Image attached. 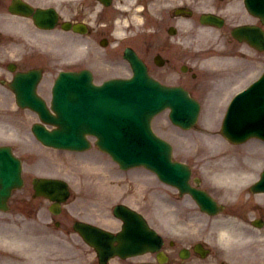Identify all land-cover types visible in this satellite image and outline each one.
I'll return each mask as SVG.
<instances>
[{
  "label": "rangeland",
  "instance_id": "obj_1",
  "mask_svg": "<svg viewBox=\"0 0 264 264\" xmlns=\"http://www.w3.org/2000/svg\"><path fill=\"white\" fill-rule=\"evenodd\" d=\"M129 40L131 41V39H129ZM99 45L100 44L98 43L97 46L99 47ZM14 53H17V52H14ZM99 60L102 61V58L99 59ZM119 62H121L120 59L118 60V64H119ZM58 63H61V62H58ZM61 66H62V64H61ZM260 66L261 65H258V67L253 66L252 71H251V76L255 75L258 72ZM121 67L122 68H120L118 66L116 68V70H119V69L123 70L124 69L123 66H121ZM114 69L115 68L111 67L109 69V71L110 70H114ZM109 71H107V72H109ZM123 71L124 72H128V70H126V69H124ZM159 72L162 75V77L164 79H166V81H168L170 83L184 82L190 88H192V90H195L197 93L201 92L202 97L205 99V95H204V92H202L203 90H201L202 87H201V84H200L202 79L197 81L198 78L197 79H192V78L186 79L185 76H183L182 78H176V77H178L177 75H173V77L175 76L174 78L172 76L169 77L168 75H169L170 71L167 68L165 70H163V71L160 70ZM164 76H167V77H164ZM51 80H53V77L52 76H48V78L45 79L44 84L42 86V92L46 96H47V93H48L47 92L48 85L51 82ZM193 80H195V81H193ZM194 82H197V83H194ZM238 85H240V84H235V85L229 86V87L233 88V87H236ZM231 88H229L228 92L225 93V95L219 96L220 97V98H218V100L220 99V102L218 103L219 104V109H218V107L213 109L212 110V114H211L214 118H216V120L213 119L212 125L217 123V121H218V119L220 117V114H221V112L223 110L222 107L224 105L225 99L228 97V93H229ZM207 113H209V112H206L204 110L202 116L204 115V117H205L207 115ZM204 117L202 118V120L204 119ZM35 119H36V116H32L31 113L28 112L27 113L26 122H24V126H21L20 123H18V122H17V124L15 123V118L13 116L12 117V124H9V125H12L11 127H14L15 125H17L18 128L13 129L14 131H10L8 129H6V131L12 132V133H18V134L22 135L24 138L27 139L26 142L30 144L29 147L32 148L33 145H36L35 147H36V149L38 151L39 145L36 144L34 141H32L33 138L30 137L31 132H30V129H29V126H30L31 122L33 120H35ZM156 125H157V127H156L157 130L161 134H163L164 136H167V138H169L171 141H173V143L175 144V147H176V150H175L176 154L179 157L194 162V164L197 165V168L200 167V164L203 167H208L209 166V165H206V164L209 163L208 160H210L213 157L214 153L212 152V149L215 150V146L214 145L211 146L212 149L210 147V152H212V154H205L204 152L201 151L202 145H205V143H206V142H204L205 139L202 136L204 133L200 132L201 134L197 133V135H195V134H192V133L184 132L182 130H178L177 128L172 127L170 125V122L166 119V115L165 114H162L160 117H158V119L156 120ZM219 125H220V123H219ZM18 131H21V132L19 133ZM205 137H207V136H205ZM30 139H32V140H30ZM16 146H17V149L20 150L19 152L22 155H24L25 162H26L25 176H26V178L28 179L29 182L31 181L32 177L36 174L35 173L36 170H39V167H42V166L45 167L46 166V167H48V169H51V170L53 169V167H60V168H57V170H55V171H61V168L64 167V169H66L65 172H67V173L69 172V173H73V174H79L77 172V171H79L78 168L80 167V165H83L88 160V158L83 157L82 155L65 154V153H62V152L56 153L53 150L48 151L47 149H43L44 151L41 150L39 152L42 154V156H44V155L45 156L42 159L43 161L40 162V161H38V158L35 156L34 152H30L29 149L27 147H25V145L23 143H20V144L17 143ZM250 146H256V145H255V143H250ZM249 150L250 149H248L247 151H249ZM234 151H235V148H232V147L229 146V148L225 149V156L233 157L234 156V153H233ZM250 151H252V152H254L256 154L260 153L257 150H250ZM97 153H100V152L97 151ZM246 155L247 154H245L244 156H246ZM253 166H254L253 167V169H254L253 176L258 175L259 174L258 171H260L261 168L264 166V155L262 157H258L256 159V161L254 162ZM216 168H219V167H216ZM140 170L145 172V173H143V172L139 173L138 171H135V173H132L127 178L126 177H121L125 183H120L119 186L115 185V187L113 188L115 190H113L111 192V196L108 197V199H111V198L114 197L110 202H108L109 205L114 204V202H116V200H118L121 195H124L125 198H123V199H126V200L130 201L133 204H135L136 200H139V201H142V202H146L145 198H142L143 196L141 194L145 193V192H151V190H149V189H147L145 191V185L149 184V186H153L154 184L152 183V181L154 179L152 178V176H150V174L147 175V173H146V171H144V169H140ZM129 180L135 181V183L134 182H129ZM156 191L158 193H161V191H163V189H162V187L158 186L154 190V192H156ZM21 192H20L21 195L22 196H27V199H28L29 197L32 196V185L27 183V185L25 187V190H22ZM78 196H80V195H78ZM149 197L152 198L153 197V193H151V195ZM253 198H254V196H253ZM258 200H262V199H258ZM34 202L39 204L41 202V200L34 199ZM75 202H76V200H73V202L69 205V207H72V208L73 207L74 208L78 207L79 205L76 204ZM262 202H264V200H262ZM147 205H143V207L145 209H147L148 211H150V209L152 211H155L149 204H147ZM89 208H85V210L92 212L94 215L96 214L95 212H98L97 208L94 209V210H91ZM197 214L200 215L199 212H197ZM0 215H3V214H0ZM44 215H46V214H44ZM4 217H12V216L9 215V214H6V215H4ZM2 218H3V216H2ZM48 218H49V216H48ZM6 219H8V218H6ZM2 221H3V223L6 224V222L4 220H2ZM110 222H112V221H110ZM28 223H29L28 228H30V226L32 225V221L29 220ZM109 226L113 227V226H115V224L113 223V224H111ZM62 232L63 231L58 232V233H62ZM252 232L253 233L246 232V234L247 235L248 234H252L253 238H256V239L260 238V236L254 235V234H259L256 230H254ZM261 232L264 233V230H262ZM77 239L79 241L80 238H77ZM41 243H42L41 241L38 242V248H40ZM77 245H78V242H77ZM77 245H76V247H77ZM83 245L80 243V247H82V248H78L77 247L75 250L72 248L73 252H71V253L68 252V250L66 249L65 246L61 247V245H59V251L61 253H64V254H61L59 252L60 253L59 260L62 259V258L69 257L70 264H89V262L93 260V257L95 256V253H94L92 248L88 247L86 244L84 246ZM252 245L255 247V249L259 247L258 243H254L253 242ZM259 253L260 254L258 255L257 259L261 263V261H263V259H264V252H259ZM260 258H262V260H260ZM58 264H67V263L59 262Z\"/></svg>",
  "mask_w": 264,
  "mask_h": 264
},
{
  "label": "water",
  "instance_id": "obj_2",
  "mask_svg": "<svg viewBox=\"0 0 264 264\" xmlns=\"http://www.w3.org/2000/svg\"><path fill=\"white\" fill-rule=\"evenodd\" d=\"M32 82V80H31ZM156 84V83H154ZM160 87H162L160 84H158ZM31 83L28 81L25 85V87H22L21 84L18 85L19 90L24 91L25 88L27 90L26 94H19V98L24 102L25 99L31 106L36 107L39 103V99L34 97L32 94H30L31 90ZM171 93H179L178 90L171 89ZM184 94L186 92L182 90ZM172 95V102L177 101V97ZM136 95V94H135ZM154 94H150V96H153ZM137 96V95H136ZM131 97H133L131 95ZM26 103V102H25ZM136 103V99H135ZM59 111L58 114L56 115H49V121L57 122L62 124V130L68 131L69 126L67 124V121L63 119V113ZM63 111H64V106H63ZM196 112V111H195ZM64 113H67L68 117L71 115L69 111H65ZM74 113V112H73ZM74 115V114H73ZM150 113H146L145 118L149 120L151 117H149ZM193 117V116H192ZM191 118V117H190ZM188 119L187 122L191 121V119ZM0 180L3 183V188L2 190L6 191L9 189L12 185L14 184H19L21 182L20 179V161L15 159L13 155L8 150H4L3 148L0 149ZM187 186H184L186 188ZM200 199H202L200 197ZM205 201V200H204ZM133 225L135 226V229L133 228ZM129 230H124V233L121 236H118V240H120V244L117 246L112 245L113 240L115 237L107 234V232H103L91 227H88L87 225H82L81 230L83 233H85L86 238L90 240L93 243H96L99 245L101 251H103L102 247L105 249L104 250V256L109 255V253H114L115 252H120L123 255L130 254V253H135L136 251L142 250L144 248L143 244L146 242L150 243H157L160 242V239L158 237H152L153 233L149 232L146 227L144 228L143 222L142 221H134L132 219H129ZM144 228V229H143ZM151 233V234H150ZM109 244V247L107 246H102V243L104 244Z\"/></svg>",
  "mask_w": 264,
  "mask_h": 264
},
{
  "label": "flooded vegetation",
  "instance_id": "obj_3",
  "mask_svg": "<svg viewBox=\"0 0 264 264\" xmlns=\"http://www.w3.org/2000/svg\"><path fill=\"white\" fill-rule=\"evenodd\" d=\"M145 1V0H144ZM151 1L153 6H160L165 0H149ZM169 2V0H167ZM251 21H256V19L252 18Z\"/></svg>",
  "mask_w": 264,
  "mask_h": 264
},
{
  "label": "bare ground",
  "instance_id": "obj_4",
  "mask_svg": "<svg viewBox=\"0 0 264 264\" xmlns=\"http://www.w3.org/2000/svg\"><path fill=\"white\" fill-rule=\"evenodd\" d=\"M235 226H236V229H237V231H238V232L236 233V237L241 236L243 230L239 229V225H236V224H235ZM229 227H230V225H229ZM227 231H228V230H227ZM225 233H227V232H225ZM225 236H226V235H225Z\"/></svg>",
  "mask_w": 264,
  "mask_h": 264
}]
</instances>
